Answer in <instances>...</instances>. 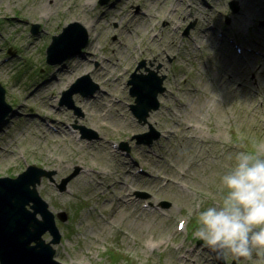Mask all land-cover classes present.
<instances>
[{"label": "rangeland", "instance_id": "rangeland-1", "mask_svg": "<svg viewBox=\"0 0 264 264\" xmlns=\"http://www.w3.org/2000/svg\"><path fill=\"white\" fill-rule=\"evenodd\" d=\"M71 21L86 27L88 43L47 63L52 36ZM142 60L137 71L165 75L146 123L131 111L128 83ZM83 74L99 89L72 95L78 114L59 101ZM0 85L13 107L0 124V176L30 164L54 170L36 188L55 215L66 214L55 216L56 260L219 263L193 233L199 212L226 194L221 177L236 154L264 155V0H0ZM150 125L159 137L137 143ZM151 239L163 244L150 249Z\"/></svg>", "mask_w": 264, "mask_h": 264}, {"label": "water", "instance_id": "water-1", "mask_svg": "<svg viewBox=\"0 0 264 264\" xmlns=\"http://www.w3.org/2000/svg\"><path fill=\"white\" fill-rule=\"evenodd\" d=\"M230 8L232 12L237 11L235 1H231ZM191 26L192 23L185 28V34ZM31 30L33 33L37 32L38 24L33 23ZM88 40L89 33L82 23L78 21L67 23L59 33L52 36L46 50L47 63H61L68 57L80 53ZM143 65L144 60L140 61L128 79L129 92L134 96V103L130 105L131 111L140 123H146L150 111L159 107L158 95L165 90L163 85L165 75L158 73V67L156 69L145 67L146 72L137 71ZM98 89L99 85L93 82L88 74H83L77 77L69 88L62 91L59 102L81 114L79 107L73 102L72 95L79 93L82 96H89ZM12 108L6 102L5 90L0 85V124ZM87 130L89 131V128L81 126L83 134ZM93 134L96 136V133ZM135 137H138L137 143L151 144L159 137V132L150 125V132ZM123 146L125 147V144ZM53 173V169L48 170L30 164L14 177L0 176V264H63L54 258L53 244L60 241L55 214L36 188L43 176L52 179ZM73 174L75 173L61 180L57 185L59 190L65 189L66 181ZM56 216L61 220L66 218L63 211L57 212ZM47 231L51 235L49 240L43 238ZM214 254L217 259V254ZM235 260L233 258L230 264H235ZM218 261V264H225L223 259Z\"/></svg>", "mask_w": 264, "mask_h": 264}, {"label": "clouds", "instance_id": "clouds-1", "mask_svg": "<svg viewBox=\"0 0 264 264\" xmlns=\"http://www.w3.org/2000/svg\"><path fill=\"white\" fill-rule=\"evenodd\" d=\"M221 177L226 194L200 211L194 236L217 254L264 264V155L241 151Z\"/></svg>", "mask_w": 264, "mask_h": 264}, {"label": "bare ground", "instance_id": "bare-ground-1", "mask_svg": "<svg viewBox=\"0 0 264 264\" xmlns=\"http://www.w3.org/2000/svg\"><path fill=\"white\" fill-rule=\"evenodd\" d=\"M189 5H190V3H189ZM188 12H191L190 10L188 11ZM216 39H218V37H216ZM126 118V117H125ZM125 118H124V124L125 123H127V120H125ZM123 120V119H122ZM82 171H86V170H82ZM89 172H86V174H88ZM89 175H90V173H89ZM83 178H85V176H82ZM98 177V176H97ZM99 178H101V177H99ZM125 192H127L122 198L120 197V199H121V201H122V203L125 205V206H127V205H129V202L131 201V198H129L128 196L130 195V192L125 188ZM112 214V216L114 215V211L111 213ZM110 221L109 220H105L100 226H101V228L99 229V230H102L104 227H109L110 226ZM146 244L148 245V247L150 248V249H154L155 247H159V246H161L162 244H163V242H162V240L160 241V240H153V239H151V240H148V241H146ZM188 259V258H187Z\"/></svg>", "mask_w": 264, "mask_h": 264}]
</instances>
